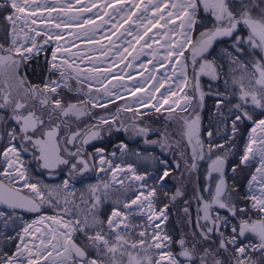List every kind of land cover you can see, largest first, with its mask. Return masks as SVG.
<instances>
[{
	"label": "snow or ice",
	"instance_id": "6c2138e0",
	"mask_svg": "<svg viewBox=\"0 0 264 264\" xmlns=\"http://www.w3.org/2000/svg\"><path fill=\"white\" fill-rule=\"evenodd\" d=\"M0 21V264H264V0H5ZM70 27L93 47L58 43ZM49 40L48 76L31 83L21 72ZM121 89L144 95L113 113ZM173 170L185 188L169 201ZM177 197L179 238L156 223Z\"/></svg>",
	"mask_w": 264,
	"mask_h": 264
},
{
	"label": "flooded vegetation",
	"instance_id": "af4514ba",
	"mask_svg": "<svg viewBox=\"0 0 264 264\" xmlns=\"http://www.w3.org/2000/svg\"><path fill=\"white\" fill-rule=\"evenodd\" d=\"M9 41L7 43H3V42H0V44H8ZM28 71L25 73V72H21V75L22 76H27L28 78V81L31 82V83H37V84H42L44 82V80H40V78L38 76H36L35 74H33L32 72V66L29 64L28 66ZM48 71V69H47ZM189 75L191 76V68H189ZM207 78L206 77H203L202 80H206ZM194 81H193V87H194ZM3 87V78L0 77V88ZM203 88H204V91L207 92V85L204 84L203 85ZM186 92H188L189 94H191V88H187L186 89ZM129 97L127 96H124V99H119V100H116L114 104L112 105H108V107L112 110L113 113H115L116 111V105L119 104V105H123L125 104L127 101H129ZM185 103V102H184ZM210 108H214V105L212 104V98L211 97H208V96H205V107L201 110V109H197V111L200 113V117H201V121L204 125V128L207 129L209 124L212 122V118H213V114L209 111ZM178 110V109H177ZM95 112L97 113H100L101 115H107L108 113L105 112L104 109L102 108H97L94 110ZM148 111L147 109H144V110H141V112H146ZM163 112V110H162ZM158 115V114H157ZM164 115H167V113H164ZM185 115H187V113H185ZM120 116L125 120L126 123H130L131 122V118L133 116V113L131 112H121L120 113ZM140 119H143V120H148L149 117L147 116H141ZM95 121H93L94 123ZM163 126V122H161L160 125H153V127H161L162 128ZM214 127V125H213ZM123 133H121L122 135ZM205 139H207V136L205 135L204 137ZM153 139H155V136H153ZM174 140H178L179 139V136H174L173 137ZM134 147L136 148H144V147H148L147 145H144L143 144V141L141 140V143L138 144V145H134ZM156 152H159V149L157 148L156 149ZM169 159H171V157H169ZM172 177L174 178H168L167 179V185H166V188L168 189L169 187L172 186V184L175 182V181H180V172L178 171H175L173 170L172 172ZM172 194H169V196L167 197V199L170 201V198H171ZM163 199H161V196H160V199L161 200H164L165 197L162 195ZM195 203V202H194ZM177 206L178 208H182V212H183V208L185 207V204H184V199H181V201H178V202H170L168 204V209H167V212H168V221H169V224L168 226L166 227V230L169 232L170 235H172L173 237L175 238H179V236L181 235V231L179 233H176V231H174V228L173 226L175 225V223L178 222V216H181V212L177 211ZM179 226L180 224L177 223ZM176 227V225H175Z\"/></svg>",
	"mask_w": 264,
	"mask_h": 264
},
{
	"label": "trees",
	"instance_id": "16d2710c",
	"mask_svg": "<svg viewBox=\"0 0 264 264\" xmlns=\"http://www.w3.org/2000/svg\"><path fill=\"white\" fill-rule=\"evenodd\" d=\"M5 0H0V3H4ZM7 13H5L6 15ZM5 22L3 21H0V25L4 24ZM0 42H3V43H7L8 42V36L5 34V32L0 29ZM46 57H47V53H44L42 55H38L36 56L34 59L31 60L30 62V65L32 66V72L33 74H35L36 76H38L40 78V80H45L48 76V72H47V63H46ZM112 105V104H110ZM231 182V181H229ZM167 185V183H166ZM177 187H180V188H185V183L182 182V181H175L171 187H169L167 190L169 192V194H174ZM191 186H189V189H190ZM163 195V194H161ZM188 198L191 199V191L189 190L188 191ZM181 199H183L182 197H177V199L175 201H172V203L174 202H178V201H181ZM170 201H171V198H170ZM163 205H157V207H162ZM178 208V206H177ZM182 208H178L177 211L181 212V216H178V222L180 224V226L175 223V225L173 226L174 228V231H176V233H179L181 231V234H183L184 232H187V231H190V228H188L187 224H188V221H187V216L184 212L181 211ZM191 212H192V221H193V224L195 223V212H196V206H195V203L193 201L192 203V208H191ZM24 218L26 220H30L33 218L32 214H28V213H24ZM169 224V221L167 220L166 223H165V228H164V232H167L169 234V232L166 230V227L168 226ZM10 234L15 236V232H11V230H9Z\"/></svg>",
	"mask_w": 264,
	"mask_h": 264
},
{
	"label": "bare ground",
	"instance_id": "6f19581e",
	"mask_svg": "<svg viewBox=\"0 0 264 264\" xmlns=\"http://www.w3.org/2000/svg\"><path fill=\"white\" fill-rule=\"evenodd\" d=\"M19 2L23 3V0H19ZM85 2H87V0H85ZM93 11H95V9H93ZM109 11H110V9H109ZM44 17H48V15H45ZM49 22H50V19H49V21L43 22V25L42 26H35L34 28H51L52 26L50 27L48 25ZM96 23H99V20H97ZM72 28L73 27H70V28L65 29L66 32H70L71 33V36L72 37H71L70 40H64V39L61 40V42H60L61 45H64L65 44V41H68L71 44L70 51H72L73 50V46L76 45V44H80V43L90 44V43L87 42L86 38H84V37H81L80 39H76L75 36L73 35V33H75V32H73V29ZM53 31H61L62 33H64V30L63 29H59V30L58 29H53ZM113 39H115V37H113ZM102 42L105 43V44H107V41L106 40H104ZM36 54H38V53H36L35 52V49H34L33 50V55L35 56ZM80 66L83 67V65H80ZM120 67H123V65H121ZM148 67L151 68V65L149 64ZM113 71L114 72H119V68L114 67L113 68ZM126 71L132 72L134 79H132V80L125 79L124 81H122L123 83H135L136 81H141L142 80L140 73L143 70L139 69L138 67L135 70H133V69H127ZM158 71L160 73H164L163 71H165V69L164 68H158ZM147 74L148 73L146 71H144V75H147ZM115 83H117V81L114 80V83L113 84H115ZM150 86H151L150 84L149 85H145L144 86L145 87V91H147V89L150 88ZM167 87H168V84L165 85V88H167ZM165 88H161L160 91L161 92L165 91ZM120 94L123 95V96L129 97L130 98L129 101H131V100H135L137 97L143 96L144 95V92H137L135 96H131V95H128V94L124 93V90L121 89L120 90ZM156 95L159 96V93H156ZM179 96L180 95L178 93V97H174L172 99H177V98H179ZM169 103H171V100L169 101ZM164 107L167 108L168 105H164ZM173 107H175V105H173ZM32 219H34V218H32ZM160 221L162 222L163 221V218H161ZM29 222H31V219L29 220ZM48 223H51V221H49ZM53 227H55V225H53ZM40 228L42 230H44V228H45L44 224H41L40 225ZM36 234L39 235L40 233L37 232ZM29 239H31V237ZM36 243L39 244L40 241L37 240Z\"/></svg>",
	"mask_w": 264,
	"mask_h": 264
},
{
	"label": "rangeland",
	"instance_id": "374dc122",
	"mask_svg": "<svg viewBox=\"0 0 264 264\" xmlns=\"http://www.w3.org/2000/svg\"><path fill=\"white\" fill-rule=\"evenodd\" d=\"M29 2L31 3V0H29ZM36 2H37V3H40L41 5H46V4H51V3H53L54 0H36ZM60 2H61V3H64V0H60ZM40 15L45 16V15H48V13H47L46 11H43L42 13L38 11V16H40ZM55 15H56V13H52V16H55ZM19 23H20V24H23V21H20ZM42 25H43V22H41L40 19H37L36 24H33L32 27L34 28L35 26H42ZM48 25L51 27V26H52V23L49 22ZM65 29H67V28H64V29H63V30H64V33H63V39H64V40H70L71 37H72V36H71V33H70V32H66ZM72 29H73V32L79 31V29H76L75 27H73ZM153 31H155V29H153ZM149 35H151V33H149ZM43 38H44V37H36L37 40H42ZM63 39H62V40H63ZM8 41H9V43H10V41H11V38H10V37H8ZM60 42H61V40H60L58 43H60ZM54 43H55L54 41L49 40L47 44H42V45H40L42 48L46 49L47 51H41L40 53L36 54L34 57H36V56H38V55H42V54H44V53H47V60H51V58H52V54H51V46H54ZM92 47H93L92 44H84V43H80V44H76V45L73 46V50H72V52H76L78 48H79V49H88V48H92ZM153 47H156V48L159 49V45H157V44H154ZM159 50H160L161 52L163 51V49H159ZM61 54H62V53L58 52V53H57V56H60ZM70 59H74V58L70 57ZM144 59H148V58H144ZM57 62H59V61H57ZM46 63H47V62H46ZM47 69H48L47 72H49L48 64H47ZM163 72H164V71H163ZM161 74H163V73H161ZM112 83H114V80L112 81ZM71 84H72L73 87H75V81H71ZM186 89H187V88H185V92H186ZM179 95H180L179 97H183L184 93H179ZM129 100H130V99H129ZM184 102H185V101H184L183 99H180V104H181V105H183ZM144 109H145V108H139V111L144 110ZM162 110H163V109H162ZM161 199H163L162 195H161ZM46 214H47V213H46ZM33 218H34V217H33ZM167 220H168V219H167ZM167 220H164V219H163L162 222H161V221H156V223H159V224H160V229H159L158 231H161L162 233L164 232L165 223H166ZM44 231H46L45 228H44ZM166 243H167V242H166Z\"/></svg>",
	"mask_w": 264,
	"mask_h": 264
}]
</instances>
